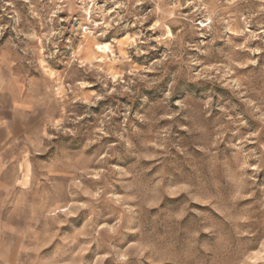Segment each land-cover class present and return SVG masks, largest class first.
Returning a JSON list of instances; mask_svg holds the SVG:
<instances>
[{
	"label": "clouds",
	"instance_id": "1",
	"mask_svg": "<svg viewBox=\"0 0 264 264\" xmlns=\"http://www.w3.org/2000/svg\"><path fill=\"white\" fill-rule=\"evenodd\" d=\"M0 264H264V0H0Z\"/></svg>",
	"mask_w": 264,
	"mask_h": 264
}]
</instances>
